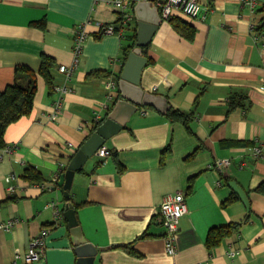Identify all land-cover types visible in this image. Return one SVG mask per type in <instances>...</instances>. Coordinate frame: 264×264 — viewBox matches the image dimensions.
<instances>
[{"label": "crops", "instance_id": "0c3cea01", "mask_svg": "<svg viewBox=\"0 0 264 264\" xmlns=\"http://www.w3.org/2000/svg\"><path fill=\"white\" fill-rule=\"evenodd\" d=\"M111 1L0 0V90L14 81L17 66L37 71L43 55L55 61L53 94L38 76L32 112L8 126L0 148V224L12 222L0 229V264H28L30 242L45 227V255L32 264H77L64 217L66 171L57 188L40 184L67 169L115 100L122 44L132 40L102 33L103 25H117L120 18ZM199 1L198 18L175 9L145 48L140 84L166 99L165 110L142 106L106 140L111 155L96 152L75 174L70 201L83 235L98 249L96 264H264V151L253 154L254 146L264 145V0L255 9L241 0ZM176 18L195 28L192 40L174 28ZM78 24L88 36L67 75L59 67L75 61ZM132 27L137 30L136 19ZM60 86L68 92L61 95ZM59 97L62 108L51 119ZM170 108L190 115L189 125L169 120ZM224 158L229 167L213 166ZM30 167L42 181L24 177ZM178 192L189 212L180 220L177 253L170 255L160 206ZM232 193L238 199L226 203ZM52 201L63 215L57 222ZM243 221L239 233L208 250L211 227Z\"/></svg>", "mask_w": 264, "mask_h": 264}, {"label": "water", "instance_id": "95a60500", "mask_svg": "<svg viewBox=\"0 0 264 264\" xmlns=\"http://www.w3.org/2000/svg\"><path fill=\"white\" fill-rule=\"evenodd\" d=\"M137 22L136 39L130 50L117 80L118 92L112 106L106 112L99 125L89 138L81 145L71 158L64 176V196L66 199L64 217L69 221L73 237V246L77 254V264H96L98 249L83 235L76 209L70 201V192L76 172L83 169L85 164L105 145L107 139L125 128L133 114L142 106H152L165 110L166 99L158 94L146 92L141 87L143 69L148 63L145 48L151 42L153 35L162 23L160 9L154 0H141L134 7ZM63 216V215H62Z\"/></svg>", "mask_w": 264, "mask_h": 264}, {"label": "built area", "instance_id": "2783aa9c", "mask_svg": "<svg viewBox=\"0 0 264 264\" xmlns=\"http://www.w3.org/2000/svg\"><path fill=\"white\" fill-rule=\"evenodd\" d=\"M141 0H112V4L120 12L119 21L122 23L123 27L121 29H116L117 25H103L102 33L118 34L124 37V26L131 25L135 22V16L131 11V8ZM244 5L249 6L251 9H255L257 5V0H241ZM157 7L160 9L161 16L163 19H169L172 17L173 11L178 9L182 12L184 16L190 19H196L200 16L202 12V6L199 0H154ZM87 32L83 24H78L74 36V55L75 61L72 65H62L59 67L61 72L71 75L76 65L79 62L80 56L83 53L84 45L87 39ZM108 84L112 87L115 86L116 81L111 79ZM58 92L62 95L68 92V88L65 86L57 87ZM62 108V97L54 100L52 106L51 119H56L58 113ZM264 145H256L253 148V154L255 157H260L263 155ZM97 154L101 157H107L111 155V151L106 147H101ZM231 165V160L228 158L218 159L213 163L214 167L219 169L227 168ZM62 177V171L58 170L48 181H43L40 186L43 190H53L57 188L60 184ZM10 180V178H7ZM48 206L53 208L55 215V222L62 219V212L57 201H52ZM189 208L186 202V197L184 193L178 192L167 196L160 206V216L162 220L164 231V241L165 249L170 255H175L177 253V235L179 232V224L182 217L187 215ZM12 226V222L0 224V229ZM49 235V228H43L40 233L35 236L29 245V249L26 253V262L32 264L35 261L42 259L46 252V239ZM237 251H232L231 255H234Z\"/></svg>", "mask_w": 264, "mask_h": 264}, {"label": "trees", "instance_id": "16d2710c", "mask_svg": "<svg viewBox=\"0 0 264 264\" xmlns=\"http://www.w3.org/2000/svg\"><path fill=\"white\" fill-rule=\"evenodd\" d=\"M264 10V8H263ZM174 28L185 38L192 40L195 35V28L186 20L183 19H171ZM123 24L118 21L117 28L121 29ZM132 24L124 26V37H129L133 41L136 39V31L132 29ZM128 31L129 34H126ZM123 46V57L126 59V55L130 50L131 44H122ZM55 61L50 57L43 55L40 68L35 71L28 66H17L16 75L14 81L8 84L3 90H0V148L6 146L5 133L9 125L16 122L23 116L29 115L34 108L35 96L38 89V76L44 78L49 92L53 94V84L51 77V69L54 67ZM232 99L231 101H234ZM239 104L242 101L239 100ZM231 107H233L231 105ZM167 118L171 121H179L185 125H189L191 120L190 115L179 109L170 108L167 110ZM98 122H94L91 128V132H94ZM66 171V168L62 173ZM24 177L31 182L42 181V177L39 172L33 168H27L24 173ZM238 199L236 193H232L230 197L226 200L227 202H234ZM79 206V205H78ZM243 222H232L228 225L214 226L209 229L206 237V246L208 250L220 245L224 239L229 238L237 233H239ZM129 249L131 253L135 254L134 250L130 246H125Z\"/></svg>", "mask_w": 264, "mask_h": 264}]
</instances>
